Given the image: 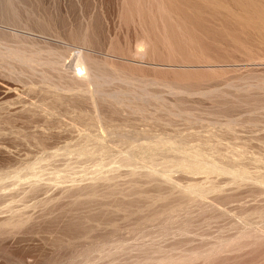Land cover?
<instances>
[{
    "label": "rangeland",
    "instance_id": "374dc122",
    "mask_svg": "<svg viewBox=\"0 0 264 264\" xmlns=\"http://www.w3.org/2000/svg\"><path fill=\"white\" fill-rule=\"evenodd\" d=\"M215 1L0 0V264H264V15Z\"/></svg>",
    "mask_w": 264,
    "mask_h": 264
},
{
    "label": "bare ground",
    "instance_id": "6f19581e",
    "mask_svg": "<svg viewBox=\"0 0 264 264\" xmlns=\"http://www.w3.org/2000/svg\"><path fill=\"white\" fill-rule=\"evenodd\" d=\"M199 1H201V0H199ZM212 1V0H211ZM213 1H215V0H213ZM217 1H220V0H217ZM217 1H215V3L214 4H216V2ZM228 2V4L229 5H231L232 6V9H234V10H238V11H240V12H243V13H247V14H249L251 17L252 16H254V17H262L264 14H263V10H262V5L261 6H259L258 7V3H256V0L255 1H253V2H250V0H225V2ZM252 1V0H251ZM208 2H209V0H208ZM264 2V1H263ZM197 3V2H196ZM203 3V2H202ZM210 4H213V3H210ZM217 4H218V2H217ZM221 5H223L222 3H220ZM258 4V5H257ZM263 4V3H262ZM219 5V4H218ZM176 6V5H175ZM206 6V5H205ZM205 6L203 7V8H205ZM215 6V5H214ZM224 6V5H223ZM230 6V7H231ZM165 7V6H164ZM182 7V6H181ZM228 7V9H230V12H232L231 11V8H229V6H227ZM226 7V8H227ZM261 7V8H260ZM163 8V7H162ZM175 8V7H174ZM191 8V7H190ZM207 8V7H206ZM215 8V7H214ZM218 9L220 8L221 9V7H217ZM208 10V9H207ZM215 10V9H214ZM176 11V10H175ZM196 11V10H195ZM224 11H225V8H224ZM209 12V11H208ZM227 12H229V10H227ZM233 12H235V11H233ZM223 13V12H222ZM237 12H235V14H236ZM223 14H225V13H223ZM217 15V14H216ZM219 15V14H218ZM231 15V14H230ZM236 16V15H235ZM248 16V15H247ZM201 17H203V16H201ZM206 17H207V15H206ZM210 17H213V16H210ZM218 17H220V16H218ZM222 17V16H221ZM221 17H220V19H221ZM250 17V18H251ZM226 18V17H225ZM247 18V17H246ZM245 18V19H246ZM249 18V17H248ZM216 19V18H215ZM240 19V18H239ZM258 19H260V18H258ZM263 19V18H262ZM242 20V19H241ZM261 20V19H260ZM197 21V20H196ZM237 21H238V19H237ZM250 21V20H249ZM248 22V21H247ZM251 22V21H250ZM253 22H255L256 23V20L255 21H253ZM183 23V22H182ZM174 24V23H173ZM176 24V23H175ZM174 24V25H175ZM245 25H246V23H244ZM249 24V23H248ZM166 25V24H165ZM191 25V24H190ZM242 25V24H241ZM170 26V25H169ZM227 26V25H226ZM223 27V26H222ZM239 27V26H238ZM242 27V26H241ZM247 27V26H246ZM257 27V26H256ZM192 28V27H191ZM253 28V27H252ZM258 28H260V27H258ZM233 30V29H232ZM185 31V30H184ZM199 31V30H198ZM246 31H248V30H246ZM264 32V31H263ZM259 33H261V31H259ZM212 34V33H211ZM251 34V33H250ZM262 34V33H261ZM263 35V34H262ZM261 36V35H260ZM264 36V35H263ZM227 37V36H226ZM254 37V36H253ZM252 37V38H253ZM251 38V39H252ZM258 38V37H257ZM262 40H263V38H261ZM230 40V39H229ZM190 42V41H189ZM188 42V43H189ZM230 42V41H229ZM245 42V41H244ZM264 42V41H263ZM192 43V42H191ZM250 43V42H249ZM184 44V43H183ZM76 65H75V67H77V66H80V68H78L77 69V73H79V74H81L83 71H85L86 70V68H85V66L83 65L84 63H83V61L80 59V58H77L76 59V63H75ZM85 74H87V73H85ZM84 76V75H83ZM85 77V76H84ZM89 78V77H88Z\"/></svg>",
    "mask_w": 264,
    "mask_h": 264
}]
</instances>
